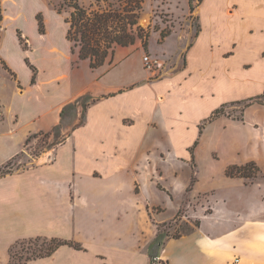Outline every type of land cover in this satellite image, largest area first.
<instances>
[{
	"label": "crops",
	"instance_id": "0c3cea01",
	"mask_svg": "<svg viewBox=\"0 0 264 264\" xmlns=\"http://www.w3.org/2000/svg\"><path fill=\"white\" fill-rule=\"evenodd\" d=\"M227 11L233 13L230 8ZM199 12L200 5L193 13L190 9L188 12L189 16L197 18L198 24ZM49 13L42 15L45 18L44 33L39 31V21L36 23L37 36L51 41V53L62 52L58 46L60 41L56 44L51 37L56 35L55 30L62 28L64 22L67 52L63 54L75 65L76 69L72 71L75 78L70 81L69 74L64 72L56 79L50 77L45 81V71L29 57L32 53L26 51L31 64L37 68V77L36 83L32 84L34 74L26 58L25 65L32 73L30 81L23 84L11 59L1 52V61L16 78L0 63L17 86L10 97L6 95L4 86L0 89V121L5 122L10 115L14 123H22L27 116L30 119L20 137L19 142L23 140L20 144L15 138L19 134L17 127L9 126L0 132V168L25 152L24 146L30 136L52 133L61 123V113L66 105L85 95L92 96L96 101L89 107L84 125L73 132L63 130V135L67 137L64 143L47 149L27 168L16 169L0 177V264H12L11 249L17 243L36 238L78 243L82 249L62 246L51 256L34 259L27 264H242L244 258L251 259L252 264H264V225L258 223L257 198L244 203L246 207H230L227 201H224L225 206H218L214 202V211L210 216H185L188 221L198 219L200 225L179 238H167L160 256L154 257L156 248L152 247L159 225L170 223L184 209L190 184L188 197L192 201L197 198L194 186L200 180H194V168H197L198 174L199 151L213 124L217 125L225 119L246 127V130H240L238 141L252 153L256 152L254 157L264 158V105L248 107L242 120L221 116L206 124L200 134V126L220 107L208 109L210 93L204 87L187 86V96L178 109L193 119L198 136L188 144L193 143L186 150L185 158L176 157L173 152L176 153L188 122L177 124L168 120L165 112H161L159 117L154 113L175 96L173 91H183L184 85H188V78L178 85L174 78L179 72L191 68L188 56L196 49L195 42L199 37L193 26L188 25L185 35H179V51L174 67L160 78L154 79L148 72L140 80L105 81L104 76L111 73L116 65L109 68L104 65L96 78L82 81L80 65H89V62L79 61L77 54L72 53L71 43L67 40L66 18L63 20L58 14ZM52 22L57 23L55 29ZM137 51H142L143 58L144 48L139 43L132 50L119 47L115 53L118 58L115 64L127 60ZM203 68L198 65L199 72H203ZM91 71L95 73V70ZM59 79L66 83L65 88L49 98L46 87ZM29 91L36 94L31 101L26 98ZM183 112L180 116L184 115ZM155 133L166 135L164 147L155 146L156 138H148ZM197 141L195 164L194 153L190 149ZM151 145L160 152L167 151V155L154 158L144 154ZM63 151L67 153V159L61 162L60 153ZM251 159L252 163L261 162ZM187 170L191 171V176L187 184L179 187L172 175L178 177L181 171L185 173ZM224 177L240 180L241 185L250 187L246 184L249 179L229 177L227 170ZM170 205L174 210L172 215L167 216ZM243 213L249 214V217L238 220L217 217ZM233 258L240 261L232 262Z\"/></svg>",
	"mask_w": 264,
	"mask_h": 264
},
{
	"label": "rangeland",
	"instance_id": "374dc122",
	"mask_svg": "<svg viewBox=\"0 0 264 264\" xmlns=\"http://www.w3.org/2000/svg\"><path fill=\"white\" fill-rule=\"evenodd\" d=\"M78 1L89 10H97L99 6L105 8L107 6L106 1L115 0ZM62 3L63 0H3L4 21L0 23V57H2V53L8 55L23 84L30 81L32 72L25 65V59L30 56L45 71L43 75L45 81L49 80L50 77L56 79L64 72L69 74L70 81L75 78L72 71H75L76 67L63 54V52H67V43L63 36L64 22L62 21V28L55 30L56 35L51 37L56 44L57 41H60L58 46L62 49V52L51 53L49 51L51 41L41 40L37 36L36 23L38 24L37 17L40 12H43V16L44 13L49 12L58 14L63 20L69 16L71 11L69 8H65L61 14L58 13ZM194 3L197 6L200 5L201 8L199 24L196 17L188 15L190 0H145L140 19L142 27L151 26L154 28L148 47L146 50L144 49V55L161 60L165 64L159 73L151 75L154 79L160 78L164 72L169 73L172 71L175 58L178 57L179 35H185L188 25L191 24L195 32H197L198 27L200 28L199 37L195 42L196 49L188 56L192 62L191 68L179 72L174 78L176 85L182 82L184 78H188V85H184L183 91L179 89L173 91L175 96L167 100L164 106L158 108L154 113V116L159 117L161 112H165L164 116L177 124L188 122L184 134L181 135V142L178 143L175 150L177 154L173 152L177 155L176 157L183 158L186 157V150L193 144L188 145L190 141L195 140L198 136V131L193 125V119H190L186 112L178 109L187 96V86L190 88L204 87L208 90L210 93L208 109L218 106L217 109L224 104H228L224 108V115L234 120L242 116L244 107L243 105H232V102L264 96V0H194ZM229 8L233 11L232 14L227 11ZM217 21H219V26H217ZM52 23V27L55 29L57 23ZM163 31H168L169 34L163 37ZM138 43L143 47L141 42ZM138 43L127 48L132 50ZM239 44L240 46H238ZM26 51H30L32 54L28 57ZM115 56L110 57L105 64L106 68L116 65L111 73L104 76L105 81L127 82L134 79L140 80L149 74L143 62L142 51H137L127 60L120 61L118 65L115 64L118 60ZM200 64L204 66L203 72L198 70ZM102 68L95 70V73H93L87 63H82L80 65L82 81L96 78L101 73ZM0 73V89L4 86L6 95L10 97L17 84L10 74L4 71L1 63ZM65 86L66 83L64 84L62 80H54L51 86L46 87V93L50 98L59 94ZM26 96L27 100L31 101L36 97L35 91H29ZM17 102L21 104L18 100ZM181 112L184 113L183 116H180ZM29 119L27 116L23 118L22 123H14V118L10 115L5 122L0 121V132H4L9 126L17 127L19 134L15 138L18 143L22 133L27 129L26 123ZM243 128L246 130V127L239 125V123H231L225 119L217 125H212L205 143L199 151L198 174H196L197 168H194V180L196 178L200 180L194 186L195 197L197 196V198L192 201L188 197L191 191L190 184L184 209L163 230H167L171 235L187 233L196 226L198 219L188 221L185 216H196L198 214L210 216L214 211V202H217L218 206H225L224 201H227V206L230 207H246L243 204L249 202L251 198L258 199V223L264 225V158L260 160L257 156L254 157V154L257 153H252L246 149L244 144L238 141L240 130ZM68 129L71 130V127L66 124L63 130ZM246 136L248 137L249 134ZM150 137L153 140L154 138L157 139V145L155 146L162 145L164 147V144L167 143L165 134L155 133L148 138ZM29 138L30 140H27L24 146L25 152L16 157L5 171L13 172L16 169L27 168L38 156L42 155L53 144L62 140L63 137L56 140L53 133H39ZM22 142H19V144ZM148 142H150L149 139ZM190 151L192 152V148ZM196 151V149L193 151L194 163L196 162ZM144 154L153 155L154 158L165 157L167 151L160 152L151 145ZM251 158L261 161V164L259 163L261 166L257 162H253L260 169V172L253 171L254 177L246 181V184L250 187L241 185L240 180H231L224 177V171L233 166H245L252 163L253 159ZM66 159V151L61 152L60 161L64 162ZM190 176L191 171L187 170L185 173L181 171L178 177L172 175V178L177 179L176 185L180 187L187 184ZM211 190L216 191L211 192ZM207 191L210 192L201 195V193ZM223 196L230 199H224ZM171 207L170 205L167 216L172 215L174 207ZM241 207H237V209ZM187 211L190 214H186ZM217 217L224 219L234 217L238 220L249 217V214H222ZM44 247L46 245L41 241L32 244L26 241L18 244L13 251L14 262L12 264H23L27 257L34 252L39 253ZM235 258L232 259V262L235 261ZM250 260L244 258L242 264H252Z\"/></svg>",
	"mask_w": 264,
	"mask_h": 264
},
{
	"label": "trees",
	"instance_id": "16d2710c",
	"mask_svg": "<svg viewBox=\"0 0 264 264\" xmlns=\"http://www.w3.org/2000/svg\"><path fill=\"white\" fill-rule=\"evenodd\" d=\"M106 3L107 6L105 8L99 6L97 10H89L82 6L78 0H63L61 7L58 9L59 14H61L65 8L71 9L69 16L65 20V22L68 24L67 40L71 43L72 53L77 54L79 61H88L91 70H97L103 67L110 57H114L118 47L133 46L138 42H141L143 44V48L146 50L151 34L154 31V28L151 26L144 28L140 25V19L144 10L145 0H115L110 2L106 1ZM196 6L197 5L194 3V0H190L191 13L195 11ZM3 21L4 7L3 0H0V23H3ZM38 21L39 31L44 33L45 28L43 16L41 14L38 15ZM199 31L200 28L198 27L197 35ZM168 34V31H163L162 36L166 37ZM1 63L4 69L9 71L13 78H16V75L12 73L8 66L2 61ZM26 63L33 71L34 75L32 78V84H35L37 68L31 64L28 58L26 59ZM263 98L264 96H258L256 98L244 101L232 102L231 104L243 105L245 112L248 107H251L254 104L264 105ZM95 101L96 100L92 96L85 95L64 107L61 113V123L57 125L52 131L56 140L60 139L61 137L63 138L62 140L53 144L52 147L62 144L66 141L67 137L62 135L63 128L66 124L71 127L72 132L85 124L87 111ZM227 105L228 104L222 105L212 114L209 119L204 121V123L200 126V134L203 133V129L205 128L206 124L215 121L221 116H224V108ZM244 112L238 119H243ZM29 140L30 138L28 141ZM198 144L199 141H197L193 146L192 154ZM16 157L0 168V177L11 173L10 171H5V169L16 159ZM253 171L259 172V169L255 163H249L245 166H233L227 170V176L252 179L254 177ZM199 225L200 224L198 222L196 226ZM166 226H168V223L161 224L158 227V235L152 243V247L156 248L154 257L160 256V251L167 238L171 236L174 238H179L184 234L171 235L167 230H163V228ZM193 229L194 228H192L187 233H190ZM40 241L46 245V247L42 248L39 253L34 252L31 256L27 257L23 264H27L29 261L34 259L49 257L62 246L67 245L78 250L82 249L80 244L64 240H49L43 238L28 240L30 244L39 243ZM23 242L26 241L17 243L11 249V263L14 262L13 251L15 247Z\"/></svg>",
	"mask_w": 264,
	"mask_h": 264
},
{
	"label": "built area",
	"instance_id": "2783aa9c",
	"mask_svg": "<svg viewBox=\"0 0 264 264\" xmlns=\"http://www.w3.org/2000/svg\"><path fill=\"white\" fill-rule=\"evenodd\" d=\"M143 62H144L145 68L153 75H155L156 73H159L165 65L164 62H162L161 60L153 59L149 55L143 56ZM239 261H240L239 259L235 260V262H239Z\"/></svg>",
	"mask_w": 264,
	"mask_h": 264
}]
</instances>
